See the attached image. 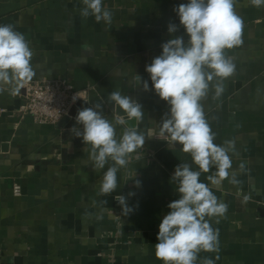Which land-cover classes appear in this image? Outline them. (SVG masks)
I'll return each instance as SVG.
<instances>
[{"label": "crops", "instance_id": "0c3cea01", "mask_svg": "<svg viewBox=\"0 0 264 264\" xmlns=\"http://www.w3.org/2000/svg\"><path fill=\"white\" fill-rule=\"evenodd\" d=\"M187 2L103 0L113 13L109 25L82 17V0H0V24L16 25L34 53L32 80L64 78L80 98L95 90L110 120L116 112L109 95L120 91L142 105L138 128L148 137L118 171L116 190L101 195L108 165L93 169L82 138L59 123L20 116L23 87L14 95L0 94V264H162L155 256L159 223L168 204L180 198L171 177L181 163L197 166L181 145L172 149L155 137L169 106L152 90L146 66L164 42L189 39L174 11ZM235 7L244 20L243 43L225 52L236 70L223 81L219 98L210 87L202 103L214 143L234 141L230 173L239 183L225 179L212 186L206 177L215 168L201 174L200 181L228 211L209 218L219 231V252L201 251L196 264L205 258L215 264H264V7L249 0H237ZM169 23L178 25L174 34ZM136 75L148 81L149 91ZM123 130L116 126L118 137ZM14 184H20V195L13 193ZM119 195L133 209L127 216L121 215Z\"/></svg>", "mask_w": 264, "mask_h": 264}, {"label": "clouds", "instance_id": "9594fccd", "mask_svg": "<svg viewBox=\"0 0 264 264\" xmlns=\"http://www.w3.org/2000/svg\"><path fill=\"white\" fill-rule=\"evenodd\" d=\"M82 2L85 5L81 9L82 17L91 15L98 23H112L113 13L104 7L103 0ZM249 3L264 7V0H249ZM236 4L237 0H188L175 7L179 26L189 39L185 42L178 36L164 42L161 54L146 66L152 90L169 106V113L161 118L155 137L166 141L172 149L176 144L181 145L180 150L190 154L192 164L197 166L193 170L191 164L181 163L171 177L180 198L168 204L170 211L159 223L155 256L162 264H196L201 251L219 252V231L211 226L209 218L223 217L228 205L219 200L209 184L200 181L201 174L215 168L206 177L212 186L221 185L225 179L232 184L239 183L235 173H230L229 153L234 151V141L226 140L223 145L214 143L216 134L202 103L210 87L214 89V98H219L224 92L223 81L236 70L225 52L243 43L244 20L237 13ZM177 31L178 25L169 23L168 32ZM33 55L29 42L16 30V25L0 24V94L8 91L14 95L33 79ZM135 80L143 84L144 91L150 90L148 81L141 76L136 75ZM77 98L80 97L74 95L73 102ZM108 99L117 113L113 119L102 114V102L95 103L78 109L75 121L82 127L70 129L89 146L94 170H103L108 165L99 185L101 195L116 190L118 171L128 166L132 154L144 147L147 137L138 128L144 119L140 103L120 91L111 92ZM117 125L124 126L119 137ZM240 168L243 170L244 165ZM135 185L139 187L140 181L135 180ZM115 199L121 206V215L127 216L133 211L125 196ZM203 264H215V261L205 258Z\"/></svg>", "mask_w": 264, "mask_h": 264}, {"label": "built area", "instance_id": "2783aa9c", "mask_svg": "<svg viewBox=\"0 0 264 264\" xmlns=\"http://www.w3.org/2000/svg\"><path fill=\"white\" fill-rule=\"evenodd\" d=\"M23 89V102L17 113L20 116L29 115L38 123H58L64 116L69 115L76 102H73V96L80 97V92L61 77L31 80ZM3 110L0 108V112ZM13 193L21 194L20 184L13 185Z\"/></svg>", "mask_w": 264, "mask_h": 264}, {"label": "water", "instance_id": "95a60500", "mask_svg": "<svg viewBox=\"0 0 264 264\" xmlns=\"http://www.w3.org/2000/svg\"><path fill=\"white\" fill-rule=\"evenodd\" d=\"M88 102H85V100ZM101 99L97 95L96 91L93 89H90L88 91L86 98H78L76 102L72 105L69 115L64 116L58 123L61 126H64L66 128H73V127H81V125H78L75 121V117L77 115L78 109H82L84 107H91L95 103H101ZM103 103V102H102ZM102 114L105 115L106 112L104 110V104H102ZM117 114V113H116ZM134 121L132 124L134 125Z\"/></svg>", "mask_w": 264, "mask_h": 264}]
</instances>
